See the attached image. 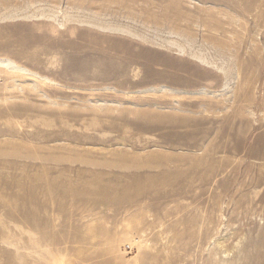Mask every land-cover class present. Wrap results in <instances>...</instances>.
Here are the masks:
<instances>
[{
	"label": "rangeland",
	"instance_id": "374dc122",
	"mask_svg": "<svg viewBox=\"0 0 264 264\" xmlns=\"http://www.w3.org/2000/svg\"><path fill=\"white\" fill-rule=\"evenodd\" d=\"M0 264H264V0H0Z\"/></svg>",
	"mask_w": 264,
	"mask_h": 264
}]
</instances>
